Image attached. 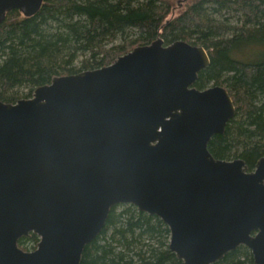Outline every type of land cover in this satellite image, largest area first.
Segmentation results:
<instances>
[{
	"label": "water",
	"instance_id": "water-1",
	"mask_svg": "<svg viewBox=\"0 0 264 264\" xmlns=\"http://www.w3.org/2000/svg\"><path fill=\"white\" fill-rule=\"evenodd\" d=\"M42 2L0 0V23ZM208 64L201 45L156 38L0 100V264H79L122 203L158 216L184 264L241 244L264 264V153L247 170L209 152L235 106L223 85L193 86ZM30 232L39 241L24 250L17 242Z\"/></svg>",
	"mask_w": 264,
	"mask_h": 264
},
{
	"label": "trees",
	"instance_id": "trees-1",
	"mask_svg": "<svg viewBox=\"0 0 264 264\" xmlns=\"http://www.w3.org/2000/svg\"><path fill=\"white\" fill-rule=\"evenodd\" d=\"M156 38L206 50L209 64L193 86L223 85L235 106L207 148L215 158L239 157L252 170L264 153V0H189L173 14L163 0H43L30 16L10 10L0 23V100L29 98L54 76L108 65ZM38 241L30 232L17 243L33 250ZM169 241L158 216L117 204L79 264H184ZM211 264L255 263L241 244Z\"/></svg>",
	"mask_w": 264,
	"mask_h": 264
},
{
	"label": "rangeland",
	"instance_id": "rangeland-1",
	"mask_svg": "<svg viewBox=\"0 0 264 264\" xmlns=\"http://www.w3.org/2000/svg\"><path fill=\"white\" fill-rule=\"evenodd\" d=\"M163 1H164V3L169 5V8H170V10H171V12L173 14V13L179 12L184 7L186 2L189 1V0H185V1H183V3H182V0H163Z\"/></svg>",
	"mask_w": 264,
	"mask_h": 264
},
{
	"label": "bare ground",
	"instance_id": "bare-ground-1",
	"mask_svg": "<svg viewBox=\"0 0 264 264\" xmlns=\"http://www.w3.org/2000/svg\"><path fill=\"white\" fill-rule=\"evenodd\" d=\"M232 99V98H231Z\"/></svg>",
	"mask_w": 264,
	"mask_h": 264
}]
</instances>
